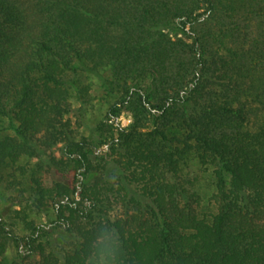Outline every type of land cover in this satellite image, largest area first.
I'll list each match as a JSON object with an SVG mask.
<instances>
[{"label":"trees","instance_id":"1","mask_svg":"<svg viewBox=\"0 0 264 264\" xmlns=\"http://www.w3.org/2000/svg\"><path fill=\"white\" fill-rule=\"evenodd\" d=\"M74 60L110 66L130 125L77 133ZM0 116V264H264V0H0Z\"/></svg>","mask_w":264,"mask_h":264},{"label":"rangeland","instance_id":"2","mask_svg":"<svg viewBox=\"0 0 264 264\" xmlns=\"http://www.w3.org/2000/svg\"><path fill=\"white\" fill-rule=\"evenodd\" d=\"M186 29L187 27L182 28L177 25H172L170 27V31L176 32L178 36H186ZM65 79L69 88L70 100L73 108L74 117H72V120L74 121V126L78 134L97 137L99 133L96 131V126L104 119L105 114L110 108H113L114 117L112 121L115 125L123 127L131 124L132 116L130 113L120 106L113 107V103L119 95V88L115 83L116 80L111 73L110 66L106 65L99 69L88 70L82 62L74 60L71 63V69L66 72ZM138 85L148 86V80H142ZM83 86L86 87L87 96L89 98V102L85 106H82L77 100L79 90ZM12 133V130L8 128L6 118L0 116V137L12 135ZM101 144L102 145L99 146V151H103L107 148L105 144ZM25 160L26 159H22L16 164V167L18 164H24ZM14 170L17 175L19 170L17 168ZM212 170V166L201 165L193 153H190L186 157L183 165V173L192 181V189L196 192L198 197V203L195 204V209L199 217L209 218L215 211L210 201V196L214 191V176ZM10 171L11 169L5 168L0 170V174L6 175ZM5 178L6 176L3 180L1 179L0 189L4 187L3 181ZM1 208L2 203L0 201V210ZM120 213V208L112 212L115 216ZM50 218H52V215L51 212H48V215L38 216L37 219L48 223V219ZM14 232L18 235H22L25 233V229L16 226ZM13 249L15 250V248Z\"/></svg>","mask_w":264,"mask_h":264}]
</instances>
